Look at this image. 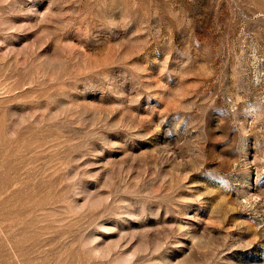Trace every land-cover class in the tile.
<instances>
[{
	"label": "rangeland",
	"instance_id": "rangeland-1",
	"mask_svg": "<svg viewBox=\"0 0 264 264\" xmlns=\"http://www.w3.org/2000/svg\"><path fill=\"white\" fill-rule=\"evenodd\" d=\"M0 264H264V0H0Z\"/></svg>",
	"mask_w": 264,
	"mask_h": 264
}]
</instances>
